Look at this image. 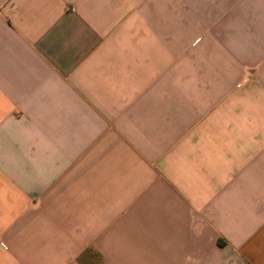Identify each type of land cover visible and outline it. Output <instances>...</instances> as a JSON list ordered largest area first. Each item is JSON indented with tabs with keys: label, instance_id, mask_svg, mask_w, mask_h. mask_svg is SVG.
<instances>
[{
	"label": "crops",
	"instance_id": "crops-1",
	"mask_svg": "<svg viewBox=\"0 0 264 264\" xmlns=\"http://www.w3.org/2000/svg\"><path fill=\"white\" fill-rule=\"evenodd\" d=\"M0 264H264V0H0Z\"/></svg>",
	"mask_w": 264,
	"mask_h": 264
}]
</instances>
